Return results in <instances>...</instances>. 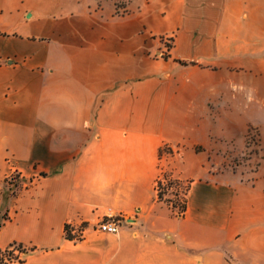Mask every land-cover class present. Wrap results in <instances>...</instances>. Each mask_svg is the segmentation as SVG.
I'll use <instances>...</instances> for the list:
<instances>
[{
	"label": "crops",
	"instance_id": "0c3cea01",
	"mask_svg": "<svg viewBox=\"0 0 264 264\" xmlns=\"http://www.w3.org/2000/svg\"><path fill=\"white\" fill-rule=\"evenodd\" d=\"M250 130L256 170H218ZM162 167L192 181L183 216L158 200ZM109 214L127 221L116 234L96 229ZM13 243L24 264H264V0H0Z\"/></svg>",
	"mask_w": 264,
	"mask_h": 264
},
{
	"label": "trees",
	"instance_id": "16d2710c",
	"mask_svg": "<svg viewBox=\"0 0 264 264\" xmlns=\"http://www.w3.org/2000/svg\"><path fill=\"white\" fill-rule=\"evenodd\" d=\"M164 153L172 154L173 151L169 147H163L159 151V156L162 157ZM192 185V181L184 182L180 179L174 178L172 175H161L160 178L157 181L156 185V191L158 195V200L167 203L172 208L177 210L178 216H183L187 210V198L186 194L187 191L190 189ZM184 186V196L183 200L180 201L179 199V193H176L175 196L177 197V201H173L172 199H169L166 197L168 194V189L171 188H181ZM75 226L73 225H66L65 232H66V238L72 241H79L80 239L77 238V235L74 233ZM18 249L22 255H25L28 253L27 249L24 247V245L20 243H13L6 249H0V264H7L6 259L8 258H15L18 260V264H24V258L21 255L14 254V250Z\"/></svg>",
	"mask_w": 264,
	"mask_h": 264
},
{
	"label": "rangeland",
	"instance_id": "374dc122",
	"mask_svg": "<svg viewBox=\"0 0 264 264\" xmlns=\"http://www.w3.org/2000/svg\"><path fill=\"white\" fill-rule=\"evenodd\" d=\"M124 5H117V13H126L128 10L124 9ZM172 45V41L170 43V46ZM166 47H168L166 45ZM247 147L245 149V153L240 158H235L234 161L230 160L229 162L220 163L218 165V170H223V168H229V169H238L239 166H244L247 170L255 171L258 164H259V158L258 155H262V149L263 144L262 141L259 139V136L256 131L250 130V133L248 134L247 139ZM166 155V153L163 154V156ZM162 156V157H163ZM161 175H172L166 168L162 167V173ZM173 176V175H172ZM19 176L14 173L10 176L7 181L4 183L6 184L9 182L10 186L13 190H16L19 188ZM184 186L178 189L171 188L168 189V194L166 195L167 198L172 199L173 201H177V197L175 196L176 193H179V199L182 201L184 198Z\"/></svg>",
	"mask_w": 264,
	"mask_h": 264
},
{
	"label": "built area",
	"instance_id": "2783aa9c",
	"mask_svg": "<svg viewBox=\"0 0 264 264\" xmlns=\"http://www.w3.org/2000/svg\"><path fill=\"white\" fill-rule=\"evenodd\" d=\"M162 40L169 47L172 41V37H165ZM124 223H127L124 218L116 217L113 214H109L99 220L96 225V229L100 232L116 234L120 231ZM75 228L76 229L74 233L77 235L78 239L82 240L84 238V232L87 228L86 223H82L78 226H75ZM13 252L15 256H22V253L18 249L14 250ZM6 262L7 264H18V260H16L15 258H8L6 259Z\"/></svg>",
	"mask_w": 264,
	"mask_h": 264
}]
</instances>
